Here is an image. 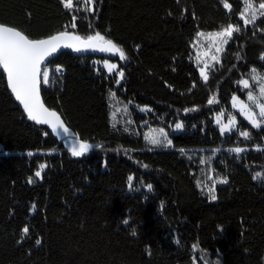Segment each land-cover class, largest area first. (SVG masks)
Segmentation results:
<instances>
[{
    "label": "trees",
    "instance_id": "trees-1",
    "mask_svg": "<svg viewBox=\"0 0 264 264\" xmlns=\"http://www.w3.org/2000/svg\"><path fill=\"white\" fill-rule=\"evenodd\" d=\"M227 2L0 0V23L31 40L99 33L126 57L63 51L43 69L80 156L27 119L0 66V264H264V125L231 106L264 79V16L245 25L244 0ZM222 113L236 120L224 134Z\"/></svg>",
    "mask_w": 264,
    "mask_h": 264
},
{
    "label": "snow or ice",
    "instance_id": "snow-or-ice-1",
    "mask_svg": "<svg viewBox=\"0 0 264 264\" xmlns=\"http://www.w3.org/2000/svg\"><path fill=\"white\" fill-rule=\"evenodd\" d=\"M62 2L65 7L72 6V0H62ZM223 3L226 9L231 10V5L227 0H223ZM244 3L245 7L240 15L244 19L245 25L253 23L258 16H264V0L258 5L253 3V0H244ZM72 27H76L75 23L72 24ZM236 31H239V28L229 24L225 29L213 35L230 38L233 32ZM62 40L79 41L80 37L62 32L48 39L31 40L11 26L0 25V66H2L4 72L7 73L9 87L15 94L16 99L23 105L30 120L38 124H48L53 132H56L58 129H63L64 134L67 135L68 129L64 127L57 113L55 111H50L41 103L37 88V77L41 72V61L48 55L49 51H55ZM94 41H102L105 44V48L102 50L119 52L121 59L126 58L122 49L111 40H105L99 33L95 36H89L87 41H83L82 43L86 46H92ZM224 43H227V40H224ZM65 47H74V45L66 43ZM74 50L79 51L80 49L75 48ZM115 68L116 65L114 64L108 65V70L110 72ZM120 75L123 76V73L121 72ZM201 75L205 80L207 79V75L203 70H201ZM48 77V71L44 70L43 78L45 83L48 82ZM241 83L247 87V81H241ZM249 98L252 99L251 96ZM212 102L211 100L209 101V103ZM260 115L264 116V105L260 107ZM252 123L253 126H259L255 119H252ZM176 127L179 128L181 125L177 124ZM241 135L247 137L248 133H241ZM153 143H156V141H153ZM88 148L89 145L87 143H80L79 148L73 146L71 149L72 155L80 156L86 152ZM234 151L240 152L242 150L236 148ZM29 155H31V153H29ZM44 167L45 165L40 166L41 169ZM40 174V171L36 172V176H40ZM259 175L258 173L257 176ZM257 176H254L253 179H256ZM131 180L132 177H129V182H131ZM225 182L224 180L220 181V183ZM148 187L151 188V185ZM210 191H214V189ZM211 199L215 200L216 196L211 195ZM125 223H127V221H125ZM22 231L26 234L29 229L26 226ZM37 243H39V241H37Z\"/></svg>",
    "mask_w": 264,
    "mask_h": 264
},
{
    "label": "rangeland",
    "instance_id": "rangeland-1",
    "mask_svg": "<svg viewBox=\"0 0 264 264\" xmlns=\"http://www.w3.org/2000/svg\"><path fill=\"white\" fill-rule=\"evenodd\" d=\"M216 37L217 36H215V35L209 36V38H211V39H215ZM200 48H201V45L198 44V47H197L198 53L197 52L196 53H197V55H199V60L204 62V63L205 62L211 63L213 61V57L211 54H208V53H211V51H209L210 49L207 50L204 48H201V49ZM103 63H104V67L107 70H108V65H112V64L116 65V68L113 69L111 72L117 71V63H113L111 60H108V59L104 60ZM117 73H118V77L121 78V75H120L121 72L118 71ZM263 80H262V82H259L258 86H256L255 90L257 91V93H255V91L251 90L247 93L246 99L240 98L236 94H234L231 98V106H232L233 110L237 111L240 114V116H242L244 119H246L248 121V123H250L252 126H253L252 119H255L259 126L264 125V116L260 115V107L262 105H264V81ZM241 81H247V87H250V79L249 78H244ZM241 81H240V84L243 87H245V85L243 83H241ZM250 96L252 97V99L249 98ZM224 114L225 113H222L221 115L215 117V123L219 127L221 134L229 132L230 129L236 123L234 116L232 117L231 114H229L228 115L229 118L227 119V118H225L227 116H225ZM254 127H258V126H254ZM161 134H162V132H160V131H158V132L149 131L147 134L148 139H149L148 141H150V143H153V141L157 142L160 139ZM191 264H201V262L196 257H193ZM204 264H206V263L204 262Z\"/></svg>",
    "mask_w": 264,
    "mask_h": 264
},
{
    "label": "water",
    "instance_id": "water-1",
    "mask_svg": "<svg viewBox=\"0 0 264 264\" xmlns=\"http://www.w3.org/2000/svg\"><path fill=\"white\" fill-rule=\"evenodd\" d=\"M0 25H4V24H1ZM4 26H7V25H4ZM14 28V27H12ZM15 30H18L16 28H14ZM19 31V30H18ZM21 32V31H20ZM62 32H67L71 35H74V36H79L73 32H69V31H61V32H58V33H55V34H52L50 36H46V37H43V38H40V39H33V40H43V39H48L52 36H55V35H58L59 33H62ZM22 33V32H21ZM23 34V33H22ZM24 35V34H23ZM80 37V40L79 41H72V40H62L60 41L59 43V47L56 48L55 51H49L48 55H46L44 57V59L41 61V72L40 74L38 75L37 77V80H38V83H37V88H38V92H39V98H40V101L41 103L44 104V106L46 108H48L50 111H55L57 113V115L60 117L61 121L63 122L64 124V127H66L68 129V134L65 135L64 132H63V129H58L56 132H53L52 128L48 125V124H38L36 123L35 121L33 120H30L28 118V114L25 112L24 110V107L23 105L16 99L15 97V94L12 92L11 88L9 87V84H8V79H7V73H5V78H6V83H7V87H8V90L9 92L12 94V96L15 98L16 102L21 106V108L23 109L25 115L27 116V119L36 123L37 125H43V126H46V128L48 129V131L55 137V139L57 141H62L64 144H68V145H71V146H75L77 148V142H78V139H77V135L76 133L71 129L69 128L66 123L64 122L63 118L61 117V115L54 109H51L49 107H47L43 101V98H42V94H41V91H42V70L43 68L49 63V61H51L52 59L56 58L60 53H62L63 51H68L70 53H72L73 55H76V56H86V55H92V56H96V57H108V58H114V54L115 52L114 51H106V50H102L105 48V44L102 42V41H94L92 43V46H86L84 43H82L83 41H87L88 38H83L81 36ZM68 43V44H72L74 45V47H65V44ZM75 48H79L80 50L79 51H76L74 50ZM2 70H3V67L1 66ZM4 71V70H3Z\"/></svg>",
    "mask_w": 264,
    "mask_h": 264
},
{
    "label": "built area",
    "instance_id": "built-area-1",
    "mask_svg": "<svg viewBox=\"0 0 264 264\" xmlns=\"http://www.w3.org/2000/svg\"><path fill=\"white\" fill-rule=\"evenodd\" d=\"M48 70L50 69V68H47ZM54 72H56V74L57 75H61L63 72H62V70H59V69H54Z\"/></svg>",
    "mask_w": 264,
    "mask_h": 264
}]
</instances>
